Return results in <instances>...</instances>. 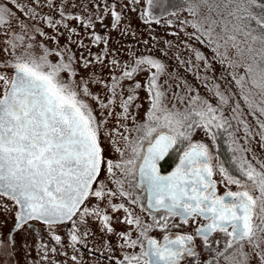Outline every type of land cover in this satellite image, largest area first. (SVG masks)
Returning a JSON list of instances; mask_svg holds the SVG:
<instances>
[{"label": "snow or ice", "instance_id": "snow-or-ice-1", "mask_svg": "<svg viewBox=\"0 0 264 264\" xmlns=\"http://www.w3.org/2000/svg\"><path fill=\"white\" fill-rule=\"evenodd\" d=\"M0 264H264V0H0Z\"/></svg>", "mask_w": 264, "mask_h": 264}, {"label": "rangeland", "instance_id": "rangeland-1", "mask_svg": "<svg viewBox=\"0 0 264 264\" xmlns=\"http://www.w3.org/2000/svg\"><path fill=\"white\" fill-rule=\"evenodd\" d=\"M178 30V29H177ZM141 31L144 32L145 36L148 35L147 30L144 26L141 25ZM153 34L157 35L158 38L160 40H173L177 45L180 46L181 48V55H185L186 52L185 50H183V45L180 44V40L184 38L183 33L181 32V34L179 36L175 35L173 33V31L170 30H166L165 27L163 25H153ZM192 43H196L198 47H201L203 49V51L207 54L211 53V49H209L206 45H203L202 43H198L195 40L191 41ZM167 62L172 66L175 67L178 74L186 77L191 83L195 84L197 87L200 88L202 93L206 92V88L205 86L200 83V81H198L196 79V77L193 75V73L188 72L186 70V68L183 65H179L178 61L176 59H174L171 55V53L169 54V57L167 58ZM193 63H195V61H193ZM170 71L172 70L171 67L169 69ZM214 70H215V74L219 75L221 72V66L219 65L218 62H214ZM201 73L203 74V69H201ZM211 74V73H210ZM231 79V77H225V82H227V80ZM144 93H141V96H143Z\"/></svg>", "mask_w": 264, "mask_h": 264}, {"label": "flooded vegetation", "instance_id": "flooded-vegetation-1", "mask_svg": "<svg viewBox=\"0 0 264 264\" xmlns=\"http://www.w3.org/2000/svg\"><path fill=\"white\" fill-rule=\"evenodd\" d=\"M220 190H221V191H223V190H224L222 186H221Z\"/></svg>", "mask_w": 264, "mask_h": 264}]
</instances>
